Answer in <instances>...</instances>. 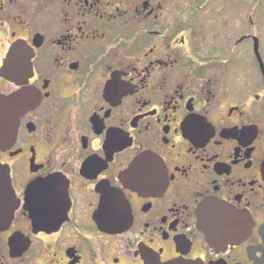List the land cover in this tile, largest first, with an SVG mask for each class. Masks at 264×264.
<instances>
[{
	"label": "flooded vegetation",
	"instance_id": "flooded-vegetation-1",
	"mask_svg": "<svg viewBox=\"0 0 264 264\" xmlns=\"http://www.w3.org/2000/svg\"><path fill=\"white\" fill-rule=\"evenodd\" d=\"M209 2L0 0V264H264V4Z\"/></svg>",
	"mask_w": 264,
	"mask_h": 264
},
{
	"label": "rangeland",
	"instance_id": "rangeland-1",
	"mask_svg": "<svg viewBox=\"0 0 264 264\" xmlns=\"http://www.w3.org/2000/svg\"><path fill=\"white\" fill-rule=\"evenodd\" d=\"M200 1L201 0H193V2ZM209 3L211 6L204 13L205 15L202 14L194 18V25L196 23L200 29H204L207 25H216L221 14L225 16L223 19H232L234 16L238 15V19L244 20L247 18L250 5L253 3L264 4V0H210ZM220 12L222 13L220 14ZM212 32L215 33V31ZM205 35L206 34H204V36ZM210 37H213V35Z\"/></svg>",
	"mask_w": 264,
	"mask_h": 264
},
{
	"label": "water",
	"instance_id": "water-1",
	"mask_svg": "<svg viewBox=\"0 0 264 264\" xmlns=\"http://www.w3.org/2000/svg\"><path fill=\"white\" fill-rule=\"evenodd\" d=\"M19 110L17 111V116H19V112H20V108H18ZM18 124V122H17ZM1 171V174H0V203H9V201H6L5 199L2 198V196H6V195H11L12 193L11 192V183H10V176H9V172L8 171H3V170H0ZM5 175V176H2V175ZM27 195H28V192H27ZM206 207V206H205ZM12 215H14V210H12ZM262 235L264 237V226L262 227ZM172 264H185V263H179V262H176V263H172Z\"/></svg>",
	"mask_w": 264,
	"mask_h": 264
}]
</instances>
